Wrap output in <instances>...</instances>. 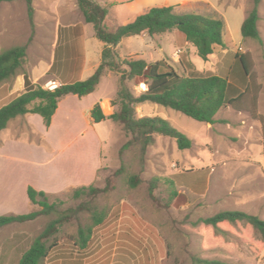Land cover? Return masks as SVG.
Instances as JSON below:
<instances>
[{
	"label": "rangeland",
	"instance_id": "1",
	"mask_svg": "<svg viewBox=\"0 0 264 264\" xmlns=\"http://www.w3.org/2000/svg\"><path fill=\"white\" fill-rule=\"evenodd\" d=\"M95 1L109 9L105 24L112 31L145 14L137 0ZM33 7L34 34L25 2L0 3V54L28 46L23 70L0 85V109L25 92L24 74L44 89L77 82V64L82 67L85 52L74 37L72 49L58 48V36L68 35L66 31L86 39L87 69L97 56L101 64L104 44L93 25L86 23L77 0H34ZM253 8L254 0H201L174 9L178 15L223 21L224 46L207 60L178 31L146 40L127 38L115 50L122 69L129 60H166L182 76L190 71L220 76L244 93L239 103L216 115L215 124L155 104L137 107L139 118L161 117L184 133L192 141L189 150H180L170 137L155 135L144 153L139 144L122 153L131 139L123 126L110 119L94 124L86 112L95 99L107 117L118 110L113 101L121 74L110 70L92 97L62 99L53 129L40 116L26 115L0 133V216L41 210L30 202L29 186L45 192L51 204L63 203L61 211L90 202L107 214L85 250L77 240L79 229L91 224L90 213L65 223L56 234L58 247L44 264H200L199 260L264 264V242L252 228L240 224L231 228L232 234L221 236L199 223L222 211H241L264 220V0L258 22L263 43L243 39L240 26ZM236 55H246L249 77ZM129 86L135 95L147 89L135 81ZM132 177L138 178L136 187L130 185ZM83 187L103 192L75 199L74 192ZM56 217L40 215L0 227V264H18Z\"/></svg>",
	"mask_w": 264,
	"mask_h": 264
},
{
	"label": "trees",
	"instance_id": "2",
	"mask_svg": "<svg viewBox=\"0 0 264 264\" xmlns=\"http://www.w3.org/2000/svg\"><path fill=\"white\" fill-rule=\"evenodd\" d=\"M25 2L31 29L34 34V0H0V3ZM261 0H254V8L247 15L241 26L243 39H252L263 43L261 32L258 28L259 5ZM86 23L93 25L96 38L104 44L101 64L95 73L84 81L72 84H62L50 90L44 89L30 80L24 74L25 92L0 109V133L4 131L11 121L26 115H38L44 125L49 128L55 116L59 104L67 96L86 98L92 95L99 86L106 70L121 74L120 87L113 105L118 110L107 117L100 104H96L90 111V115L99 124L107 119L123 126L131 137L123 147L122 153L131 146L139 144L144 153L154 143V136L161 135L174 139L180 150H189L192 141L171 123L161 117L137 116V107L146 103L155 104L172 109L197 122L215 124L216 115L228 106H235L242 100L244 93L232 85L228 79L210 75L204 76L190 71L186 76L180 75L168 61L161 60L155 63H147L145 60L125 61L126 69H122L117 62L116 48L123 40L131 37L146 35L154 38L166 33L178 31L185 36L188 43L192 44L198 56L207 60L213 55L217 47L224 46V23L220 19L210 18L199 14L178 15L173 7H154L147 13L138 16L133 22L110 30L105 22L109 17V9L95 0H77ZM33 35L30 40H32ZM28 46H17L0 54V85L17 77L23 70L27 60ZM243 66L247 77L250 76L246 55H236ZM135 81L144 83L146 91L135 95L129 83ZM138 178L132 177L130 185L136 187ZM173 185V183L170 182ZM101 190L94 187H83L74 192V198H95ZM27 195L33 205L41 208L39 212L27 215L0 216V227H6L14 223H25L35 220L40 215L56 214L45 230L33 240L29 248L22 254L18 264H44L51 252L58 247L56 234L61 227L76 218L82 212L91 215V224L79 229L77 245L81 250L88 248L92 240L94 229L101 226L107 214L93 207L92 203L85 202L77 208L59 210L63 203L49 202L45 192L37 191L29 186ZM177 196L173 193V197ZM200 224L211 227L218 235L232 234L231 228L244 224L256 231L260 240L264 242V220L258 216L241 211H222L218 214L201 219ZM200 264H226L220 261L199 260Z\"/></svg>",
	"mask_w": 264,
	"mask_h": 264
},
{
	"label": "crops",
	"instance_id": "3",
	"mask_svg": "<svg viewBox=\"0 0 264 264\" xmlns=\"http://www.w3.org/2000/svg\"><path fill=\"white\" fill-rule=\"evenodd\" d=\"M197 1L200 2L201 0H137V4L144 6L145 7L144 12L147 13L151 8H154V7H173L174 9H178V8L186 6L188 4H193L194 2H197ZM2 4L5 5V4H11V3L4 2ZM138 16H140V15L137 14L136 16H134L133 19L135 20ZM244 20H245V18H241L240 26H242ZM66 32H68L67 33L68 35L65 34L64 36H61V35L58 36V39H57L58 48L62 49L63 51L68 49V48L72 49V46H73V44H72L73 42L71 43L72 37H74L75 40H79L78 47H79V50H82L83 52H85V61L82 65V67H80L79 64H77L76 70L78 71L77 73H80V74L79 75L77 74V78H75V79H77L76 80L77 82L78 81H84V80L88 79L89 77H91L90 73L94 74L95 71L97 70V68L99 66V57L97 56L96 60H91L89 62L91 64V67L87 69L86 68V62H87V50L88 49H87L86 39L84 40V36H81L80 34L78 35L77 32H75L73 35H70L71 34L70 31H66ZM81 34L83 35V33H81ZM89 36L95 38L93 36V33H91ZM140 37L144 38L145 40L148 39V37L146 35H141ZM62 84H64V83L61 82V85ZM89 97H92V95H90ZM82 99L84 100L86 98H82ZM96 101H97V99H95L93 102H91V104L88 106V108L86 110V112H88V114H90L91 109L96 105ZM62 104H63V100L60 102L59 108H58L55 116L52 119V123L50 126L51 129H53L54 121L61 112ZM90 117H91V115H90ZM91 119H92V117H91ZM92 121H93V119H92ZM102 123L103 122H101L99 124H102ZM94 124H95V122H94Z\"/></svg>",
	"mask_w": 264,
	"mask_h": 264
},
{
	"label": "built area",
	"instance_id": "4",
	"mask_svg": "<svg viewBox=\"0 0 264 264\" xmlns=\"http://www.w3.org/2000/svg\"><path fill=\"white\" fill-rule=\"evenodd\" d=\"M55 88H57V87H54V88H52V89H50V90H53V89H55Z\"/></svg>",
	"mask_w": 264,
	"mask_h": 264
}]
</instances>
